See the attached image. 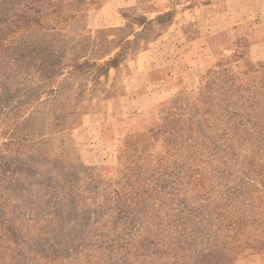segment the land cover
Masks as SVG:
<instances>
[{
	"label": "rangeland",
	"instance_id": "obj_1",
	"mask_svg": "<svg viewBox=\"0 0 264 264\" xmlns=\"http://www.w3.org/2000/svg\"><path fill=\"white\" fill-rule=\"evenodd\" d=\"M42 7V27L0 48V264H102L88 261L92 248L73 255L76 236L105 242L92 234L126 214L107 194L135 190L174 160L163 119L184 108L192 116L189 105L204 99L223 102L229 127L234 121L241 134L240 154L255 138L264 142V108L242 125L228 103L264 97V0H47ZM163 14L136 38L145 25L133 18ZM118 41L122 60L97 81L94 69L73 70L82 60L102 64ZM7 119L27 141L2 149ZM198 134L202 144L210 133ZM232 264H264V249Z\"/></svg>",
	"mask_w": 264,
	"mask_h": 264
},
{
	"label": "trees",
	"instance_id": "obj_2",
	"mask_svg": "<svg viewBox=\"0 0 264 264\" xmlns=\"http://www.w3.org/2000/svg\"><path fill=\"white\" fill-rule=\"evenodd\" d=\"M46 1L0 0V48L7 37L14 38L32 25L42 27V6ZM165 16L158 15L153 20L133 18L145 25L135 33L136 38L147 30L146 25ZM128 42L125 40V44ZM125 44L118 41L104 52L102 55L119 47L102 64L82 60L74 63L73 70L85 74L94 69L91 80L97 81L110 66L119 64ZM228 103L237 111L231 116L242 121L257 109L263 110L264 97L249 103ZM238 105L245 110L240 111ZM174 106L180 108L176 102ZM190 108L194 110L192 116L185 117L184 108L177 117L165 118L160 125L161 131H167L174 160L148 179H141L135 190L120 188L109 192L107 202H115L116 208L126 209L119 210L126 214L109 229L101 226L97 234H92V238L106 239L98 246L84 244L79 232L76 237L80 243L74 247L73 255H89L88 249L92 248L88 261L102 264H232L239 256L264 249V142L256 145L255 138L254 145L240 154L241 134L233 130L234 121L229 127L223 102L204 99L203 104H191ZM9 120L3 122L7 123L1 129L3 133L11 131L8 140L2 142V149L27 141L23 132L13 134L17 120ZM203 128L210 134L199 144L198 133ZM47 250V257L54 255L52 249ZM15 260L11 259L13 263Z\"/></svg>",
	"mask_w": 264,
	"mask_h": 264
}]
</instances>
